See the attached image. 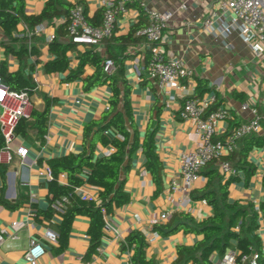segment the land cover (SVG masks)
<instances>
[{"label": "crops", "instance_id": "crops-1", "mask_svg": "<svg viewBox=\"0 0 264 264\" xmlns=\"http://www.w3.org/2000/svg\"><path fill=\"white\" fill-rule=\"evenodd\" d=\"M46 1L24 0L23 11L26 14H38ZM63 1L71 5H81L94 24L100 21L102 0ZM142 1L151 7L169 12L160 48L166 55L182 57L192 69V75L181 81L183 87L170 89L168 94L147 77L144 40L122 46L119 38L126 35L130 27L143 16L135 6H130L125 14L117 16L111 37L91 45L102 57H106L108 53L117 54L111 74L117 75L120 88L123 85L122 80L130 87V107L138 130L139 144L129 158L127 172L123 173L121 170L122 176L125 175L122 190L127 195L126 199L120 204L112 205L104 213L99 244L89 256L86 255L89 246L88 216L76 214L73 217L67 245L59 249L57 242L52 243L45 237V231L49 229L57 234L60 213L53 210L49 219L35 217L34 213L37 209L44 210L49 206V179L46 172L48 160L81 151L83 126L98 118L108 108V82L104 80L89 85L84 83L82 78L94 72V67L88 64L84 66L81 77L65 79L68 71L77 67L79 53L90 46L86 44H72L66 52L68 67L64 71L48 72L44 69V63L53 58L48 51V37L53 35L60 41H69L66 32L64 35L59 33L60 24L66 23L63 15L45 19L37 25L39 31L32 35L31 42L38 55L30 56L26 64L6 52L0 44V61H5L8 70L20 69L31 78L34 85L31 94L33 108L40 110L46 99L50 102L45 132L38 134L32 120L19 126L5 148L11 154V159L7 163H0V230H6L0 242V264H131L134 244L126 243L125 237L132 230L139 231L145 240L143 264L146 261H152L153 264H174L177 247H190L202 235L185 231L183 227L169 231V226H165L160 232L147 219L170 211L169 218L156 225H167L172 219L171 226L174 223L192 225L211 215L213 210L212 205L205 199L194 197L196 190L207 180L205 172L208 168L202 167L200 177L191 186L189 200L179 202L178 193L172 188V184L181 182L178 176L179 154L190 149L195 140L193 123L178 115L183 98H202L215 93V103L228 108L231 117L216 122L215 139H222L231 127L247 121L251 117L250 110L241 109V104L254 103L261 125L259 132L255 134L264 136V51L259 56L255 55L250 45L240 37L235 26L228 33L221 30L217 15H212L217 0ZM208 17L216 27L214 32L202 28ZM221 20L222 23H229L231 14L225 12L221 15ZM24 25L22 22L18 23L11 35L16 37L20 31L27 32L28 28H24ZM1 41L11 43L0 27ZM31 63L32 68L29 67ZM134 65H137L139 73H136ZM198 80L201 81L200 89L197 88ZM148 135L152 136L158 167L157 164L151 167L145 164L146 157L141 143L144 136ZM244 137L237 140L233 155L230 153L225 156H233L235 169L227 185V202H236L241 207L248 203L253 204L257 212V227L253 231L257 243L253 244V248L256 250L258 247L264 259V146L250 144L244 151ZM20 146L27 148L23 156L16 153ZM107 151H112L109 145L102 146L97 143L93 148V157L105 155ZM240 151L245 155L242 156ZM126 160L127 155L122 166ZM209 169L221 174L216 161L212 162ZM226 178L222 176L221 182ZM58 181L65 183L66 178ZM82 187L97 198L98 187L87 184ZM212 188L217 191V178L214 179ZM13 222L21 224L15 238L10 236L14 231ZM154 231L158 235L150 241V234ZM31 241L42 247V253L34 262L24 257ZM228 247L236 248L234 239L230 240ZM222 255L213 251L210 254L212 264H224ZM183 263L197 264L192 258Z\"/></svg>", "mask_w": 264, "mask_h": 264}, {"label": "trees", "instance_id": "trees-1", "mask_svg": "<svg viewBox=\"0 0 264 264\" xmlns=\"http://www.w3.org/2000/svg\"><path fill=\"white\" fill-rule=\"evenodd\" d=\"M128 5L137 7L139 12L142 13L137 3H129ZM71 6V4L63 0H47L40 13L26 14L23 11L24 0H0V27L3 35L11 41V43L1 41L0 44L4 46L6 52L11 53L21 63L26 64V60L30 56L36 57L38 51L31 42L32 35L28 36L24 34L19 37H13L11 35V32L16 28L17 24L22 22L29 30H32L35 25H38L45 19L61 15L66 18ZM142 18L143 16L130 27L126 35L119 37L122 41V46L142 40L141 37L133 35L135 29L144 23ZM88 21L93 24L95 23L91 18H88ZM64 26L66 27V23L60 24V35H64L66 32ZM29 42L30 45L28 46ZM72 44L74 43L70 40L60 41L56 36H53L48 42V51L53 55V58L44 63V69L48 72L64 71L68 67L66 52L70 50ZM116 55L108 53L106 57H102L90 45L79 53L77 67L69 70L66 74V80L81 77L84 66L86 64L92 65L94 72L91 75L83 77L82 80L87 85L91 83L98 84L104 80L108 82L110 87L108 108L102 111L98 118L88 121L83 126L82 149L80 152L77 154L68 153L48 160V168L51 173V179L47 183L49 206L44 210L37 209L34 213L35 217L42 216L46 219L51 218L53 214L51 203L55 199L65 195L67 201L64 204L63 212L60 214L61 221L57 225L58 248L63 249L67 245L68 233L73 217L76 214H84L90 219L87 229L89 246L86 255L88 256L95 251L99 244L102 227L104 226V213L112 205L120 204L126 199L127 195L122 190L125 175L122 176L121 170L123 173L127 172L129 158L139 144L138 130L133 122L130 107V87L125 80H122L123 85L120 88L117 75L104 73L103 71L104 59L111 57L114 63H116ZM29 67L32 68L33 64H29ZM0 81L8 89L16 91L25 89L30 95L34 90L31 78L24 75L20 69L8 70L5 61H0ZM200 84L201 81L198 80L197 88L199 89L201 88ZM216 105L217 103H214L209 108L212 109ZM49 107L50 102L46 99L42 109H32L29 119L20 118L18 120L15 131L19 126L25 125L27 121L32 120L31 123L37 129L38 134L42 135L45 132V120ZM117 134L122 135L123 138H118ZM243 139L244 146L242 150L244 151L250 144L264 146L263 135L249 134ZM97 143L102 146L109 145L112 151L109 154L93 157V148ZM2 144V137L0 135V146ZM141 149L146 157L145 164L148 167L156 165L158 159L153 150L151 135L144 136ZM239 153L242 154L241 151ZM126 155V163L122 166ZM231 155H233V152ZM244 155L245 153L243 152L242 156ZM232 157H227V160L233 166L234 162ZM212 162L206 163L203 166L208 168L205 172L207 180L200 189L196 190L197 194L194 195V197L199 199H205L212 205L213 210L211 215L192 225L174 223L171 226L173 219L167 225H154V228L160 232L165 226H169L167 229L169 231L183 227L185 231H192L202 235V238L195 241L190 247H177V257L174 264H184L183 262L189 258H192L197 264H212L210 254L213 251L223 254L225 248L230 245L231 239L235 240V247L240 253H249L255 250L253 244L257 243V238H255L253 231L257 227V212L252 203L241 207L236 202H227V185L232 179V176H228L224 182H221L220 178H222V174L209 169ZM156 166L158 167L159 165L157 164ZM60 173H65V183L58 181ZM215 178L218 180L217 191L212 188V183ZM83 184L99 188L97 195L98 203L93 200H82L74 194V187ZM235 226L238 227V230L234 229ZM125 238L126 243L134 244L131 264H143L142 251L145 245L143 235L137 230H132ZM255 251L259 253L257 264H261L264 262V259L261 257L258 247ZM144 263L153 264L152 261H146ZM236 264L242 263L237 259Z\"/></svg>", "mask_w": 264, "mask_h": 264}, {"label": "built area", "instance_id": "built-area-1", "mask_svg": "<svg viewBox=\"0 0 264 264\" xmlns=\"http://www.w3.org/2000/svg\"><path fill=\"white\" fill-rule=\"evenodd\" d=\"M134 2L137 3L144 18V23L135 29L134 35L144 40V47L147 52L145 62L147 77L154 80L159 89L167 94L170 89L183 87L181 81L192 75V69L182 57L166 55L160 48V42L169 19V12L151 7L142 0H102V12L97 24L88 21L81 5L73 4L65 19L69 40L74 44L96 45L100 43L113 34L117 16L125 14L130 7L128 4ZM225 12L231 14L229 23H222L221 15ZM212 15H217V20L221 22L220 27L224 33L230 32L235 26L240 37L250 45L255 55L259 56L263 53L264 0H217ZM24 28H26L25 25ZM202 28L210 32L216 30L210 17L204 20ZM37 31H39V26L35 25L32 30L28 31L27 29L25 33L20 31L15 36L19 37L24 34L31 36ZM52 37L53 35L49 36L48 39L50 40ZM114 68V60L111 57L105 58L103 71L112 73ZM134 69L136 73H139L137 65H134ZM215 101V93H210L202 98L185 96L178 109V115L182 119H188L193 123L195 135L193 146L179 154L178 176L181 182L177 185L172 184L173 190L178 193L177 200L179 202L190 199L191 186L200 177V171L206 163L218 162L223 177L234 174L235 169L225 156L234 151L238 139L249 134H255L260 130V115L256 106L254 103L244 102L241 104V109L248 108L251 117L247 121L231 127L225 132L222 139H215L216 122L231 117L228 108L222 104L210 109L209 107ZM32 109L31 95L28 94L27 90L8 89L0 81V135L3 142L0 146V163H7L11 159V154L5 148L14 136L18 120L20 118L29 119ZM117 136L120 139L123 138L120 134ZM26 150L27 148L20 146L16 149V153L23 156ZM109 153L110 151L106 152V154ZM46 172L48 179H51L48 167ZM64 178L65 173H60L58 179ZM73 192L82 200L99 202L96 197L83 190L82 185L74 187ZM66 201L65 195L55 199L51 203V208L61 214ZM169 216L170 211H164L157 217L148 218L147 222L150 225H156L168 219ZM12 225L14 231L10 236L15 238L17 237L16 231L21 224L13 222ZM5 233V229L0 230V242ZM150 235L149 240L151 241L158 234L154 231ZM45 237L52 243L57 242V234L52 230H46ZM41 253L40 244L31 241L29 248L24 252V257L26 260L34 262ZM258 257L259 253L255 250L249 253H240L233 247H228L222 255L224 264H236L237 259L242 264H257Z\"/></svg>", "mask_w": 264, "mask_h": 264}, {"label": "rangeland", "instance_id": "rangeland-1", "mask_svg": "<svg viewBox=\"0 0 264 264\" xmlns=\"http://www.w3.org/2000/svg\"><path fill=\"white\" fill-rule=\"evenodd\" d=\"M222 208V206H220Z\"/></svg>", "mask_w": 264, "mask_h": 264}]
</instances>
